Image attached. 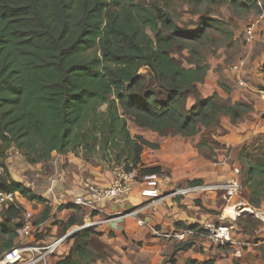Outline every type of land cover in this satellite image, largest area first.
<instances>
[{
	"label": "trees",
	"instance_id": "obj_1",
	"mask_svg": "<svg viewBox=\"0 0 264 264\" xmlns=\"http://www.w3.org/2000/svg\"><path fill=\"white\" fill-rule=\"evenodd\" d=\"M140 1L0 0V161L12 149L29 165L81 151L86 159L101 153L117 166H142L144 148L158 145L131 136L127 120L153 133L191 138L214 128L223 117L236 125L251 111L248 104H228L216 93L203 97L198 89L209 66L195 45L209 29H216L214 24L202 18L197 32L183 33L161 8ZM191 1L198 7L209 0ZM229 4L244 12L259 10L256 3ZM181 50L190 55L187 68L173 57ZM261 72L264 75V63ZM150 81L156 90L146 88ZM260 91L264 93V86ZM204 145L201 140L197 148ZM253 157L244 148L239 151L240 182L247 206L262 209L264 153ZM0 165V192L15 196L14 203L0 206L1 257L14 246L22 225L17 198L45 200L13 180L3 162ZM141 172L161 171L155 167ZM48 212L45 207L40 221ZM73 225L71 220L60 224L63 233ZM92 235V229L81 230L54 264H93ZM190 247L176 244L162 264H175L176 254ZM261 259L264 263V252Z\"/></svg>",
	"mask_w": 264,
	"mask_h": 264
},
{
	"label": "crops",
	"instance_id": "obj_2",
	"mask_svg": "<svg viewBox=\"0 0 264 264\" xmlns=\"http://www.w3.org/2000/svg\"><path fill=\"white\" fill-rule=\"evenodd\" d=\"M261 2L264 7V0H261ZM258 32L257 39L262 48L255 52L257 56L252 59L250 64L243 62V67L239 70V74L242 73L247 79L245 82L243 81L244 83L242 82L243 86L235 87L233 85V76L230 73L227 77L233 80V84L229 82L225 84L224 81L218 80L214 86L215 92L213 93H216L220 98L225 99L231 104L242 101L251 107V111L238 124L231 125L229 120H227L229 127L227 130L222 131V134L226 133L225 141H223L226 149H213L216 156L222 158L219 159L221 164L217 165L213 163V168H210V171L212 170L214 174L209 176L206 172H203L201 176L196 174L192 176L189 171H186L185 167H183L184 174L182 171L175 172V168L170 166L171 164L178 165L177 161L183 166L188 161V159L184 158L187 154L185 147L183 148L182 144L175 146L172 143L173 147L170 144L171 139L160 140L161 144L147 139L149 142L157 144L158 147L155 149L144 148L141 154L142 167H158L161 172H169L168 168H172L173 172L170 173L172 177L171 182H163L161 186L157 187V196L144 194V191L149 190L150 187H136L130 195L119 202H105L99 207L98 212L92 213L88 221L106 220V222L92 229L91 246L94 249L95 245L92 241L97 242L102 254H113L114 264H161L168 256L170 257L177 243L153 237L150 232L152 228L162 233H169L182 228L198 229L204 222H208V219H211L210 211H213L211 214L214 216V223L232 225L231 223L234 220L230 218V215L224 214L225 211L227 212V209H225L226 204L221 214L214 213L216 210L219 211L221 205V199L216 192L176 198L168 196V194L175 187L176 180L179 179H183L186 182L200 180L205 183L223 184L235 178L236 176L232 173V169L237 165L236 168L239 170L238 153L242 148L252 152L254 154L253 158H258L264 153V95L260 91V88L264 86V75L261 72V66L264 63V21L260 25ZM209 70L210 67L206 77L209 74ZM228 79L226 78V80ZM203 84L198 85L200 93ZM220 84H223L226 89L228 88L227 91H224L220 87ZM213 93L208 95L201 94L203 97H208ZM157 135L165 136L166 134L165 132H161ZM136 136L143 137L144 135L137 133ZM191 138L184 139L190 141ZM192 145L195 148L198 144L193 143ZM234 148L237 149L235 150ZM169 152L171 154L166 155ZM225 153L227 154V158L223 156ZM69 155L72 154L59 157L61 159L59 160V166H57L59 173L54 185L53 195L46 193L49 185L48 182L46 180L39 181V185L42 187H40L39 192L42 193H37L45 200L44 203H34L21 197L17 198L19 208L23 211H30L33 215L34 223L39 226L34 234L36 242H49L51 239H56L87 221L84 218V213L78 208L69 205L56 208V202H68L79 193V190L83 188L81 186L87 182H96L102 185H109L112 182V172L106 171L102 167L100 169V165L94 167L77 164L79 167H74V164L71 163L73 162L72 158ZM65 158H67L69 163L63 168L64 163L62 161ZM197 159L202 161L201 158ZM226 159H231L232 161L227 162ZM82 161L84 160L80 159V164ZM207 165L204 166L206 167ZM44 166L45 164L43 163L37 164L35 165V169H39L41 172ZM178 167L180 166L178 165ZM8 171L10 172V170ZM10 176L12 179L14 178L12 173H10ZM237 178L240 180V175ZM193 202L200 203L202 207L201 211L204 212L203 214L200 213L201 211L198 212L193 209ZM236 204V200H233L229 205ZM45 207L49 209L47 218L40 221ZM1 210L2 208L0 207V212ZM243 210H247V208L244 207ZM134 211L136 212L133 215H128ZM189 213L192 216H189ZM69 220L74 221V225L63 233L60 224H65ZM140 224L142 225L140 226ZM233 241L234 245L226 247L234 249V256L236 258L234 259V264H243L249 252L238 250V244L241 243L236 242L234 237ZM190 243H192V246L188 250L180 251L176 254L175 264H188V261H193L196 264L207 262L209 264H232L231 255L226 257L225 253L221 256L214 254L213 251L211 252V246L207 242L196 240ZM263 245L264 241H260L257 246H252L260 247ZM62 246L57 250V255L62 254ZM220 257L222 258L220 259ZM52 260L54 261L52 262ZM103 260L105 261V259ZM56 261L51 257L49 264H54Z\"/></svg>",
	"mask_w": 264,
	"mask_h": 264
},
{
	"label": "rangeland",
	"instance_id": "obj_3",
	"mask_svg": "<svg viewBox=\"0 0 264 264\" xmlns=\"http://www.w3.org/2000/svg\"><path fill=\"white\" fill-rule=\"evenodd\" d=\"M229 1L230 0H215V1L209 0V1H204L198 7L194 6L191 0H141L140 1V3L143 6L151 7L155 5L161 8L166 14H168L169 18L177 26L179 31L183 33L197 32L198 28H200L199 23L202 18H204L207 22H211L212 24H214L216 29H209L207 33L205 34V37L203 38L202 42L195 45V48L196 50H198L200 55L205 56V61L210 67L209 74L206 77L205 82L201 87L202 88L201 93L203 95H208L210 93L215 92L214 86L218 80L224 81L225 84L226 82L233 84V80H234L233 85L235 87L243 86V83L247 79L242 73L239 74V71H238L239 69L237 70L235 66L243 64V62L244 63L248 62L250 64L252 62V59L255 56H257L255 52L260 50V48H262V45L258 43V39H257L259 28L255 31V37L251 43H248L245 41V28L248 24H250V22L253 19H255L259 15V10L251 9L248 12H244L241 8H237V5H230ZM238 3H241V2H238ZM245 4H247L248 6H251L255 4V2L250 1ZM173 57L182 66L186 68L189 66L188 64L190 60V55H188L187 50H181L178 52H174ZM229 73L230 75L233 76L232 77L233 80L228 79L227 76ZM226 78L229 81L226 80ZM239 81H242V82L244 81V82L241 83V85H239L238 84ZM146 88L156 90V85L150 81ZM221 99L224 100L226 103L231 104L225 99L223 98ZM240 102L243 103L242 101ZM248 113L249 112L243 114V118L247 116ZM227 120H228L227 117H223L217 126H215L212 129L201 132L197 136L191 138L190 141L184 138L181 139V137L172 135L169 132H165L166 134L165 136H160V135H157L156 133H153V132H150L144 129H138L134 126L131 120H127V128L131 136H136L137 133L139 134L141 133L144 135L143 137H145L146 139L151 140L153 142H157L159 144H161L159 142L160 140L164 141L166 139H171V143H170L171 145L172 143H174L175 146L177 144H182V147L183 148L185 147L186 153H187L186 157L184 158L188 159V161L183 166L180 165L179 162L176 161V163L180 167H178V165L176 164H171L170 166H173L175 168V172L178 173V171L180 172L182 171L183 173V170H184L183 167H185L186 171H189L192 176H194V174L201 176L203 172H206V174L210 176L214 174L212 170L210 171V168H213L212 167L213 163L219 165L221 164V162H219V159H222L216 156V154L213 152V149H218V150L221 148L226 149V145L225 143H223V141H225L224 138H225L226 133L222 134V131L227 130L229 127L228 126L229 123ZM201 140H204L205 145L201 149H198L196 146L194 148V145L192 144L196 143L197 145L199 142H201ZM237 148H234V149L236 150ZM71 154L72 155H69V156L72 158L73 162L71 163L74 164V167H79L78 165H83V164L87 166H94V167L100 165V169L102 167L106 171H110L113 173L112 181L115 179L114 169L117 165H114L112 162L103 160L100 157L101 153H95L94 154L95 156L92 155L91 157H88V159L85 158L86 157L85 154L81 153V151H77L76 153H71ZM170 154L171 153L169 152L166 155H170ZM223 156L227 158L226 153ZM59 157L60 156H56L50 162L45 163V166L44 168L41 169V172L39 171V169H35V165L27 164L25 160L23 159V157L14 149L5 153L0 163L3 162V164L7 167V169L10 170L9 173H12L14 175L13 179L15 181L22 183L25 187L31 188L34 192L42 193V192H39L40 189L42 188L39 185L40 180H43V181L46 180L49 184L51 179H55V180L58 179L57 175L59 173V168L57 166H59L58 165L59 160H61ZM197 158H201L202 161H199ZM80 159L84 160L82 161L83 163L81 162V164H80ZM167 160H170V159H167ZM226 161L230 162L232 160L226 159ZM62 162L64 163V165L62 166L63 168L69 163L67 158H65ZM208 163L209 165H207ZM203 164L207 166L205 167ZM236 166L234 168H236ZM234 168L232 169V172ZM168 170L169 172H161V174H163V176L166 177L169 180V182H171L172 177L170 176V173L173 172V169L168 168ZM239 181H242L241 177ZM187 182L183 179H179V180H176L175 186L186 185ZM87 183H96V182H87ZM96 184H100V183H96ZM202 184H213V183L202 182ZM216 184H219V183H216ZM83 186L84 184L81 187ZM244 195H245V189L243 187L241 194L238 196V198L234 200H236L237 204L244 203L247 210H243L240 216L237 217L234 221H232L231 223L232 225H230V229L232 231L234 240L236 242L238 241V243L239 242L241 243V245H239L238 246L239 248L237 249L241 250V252H249L244 263L245 264H264L261 259V253L264 252V245L260 247L252 246L256 242L264 241V218H263L264 208L251 209L250 207L247 206L246 201H244ZM219 197H220V194H219ZM221 200H220L221 202L220 209L218 208L219 211L216 210L214 211V213L221 214V212L223 211L225 207V202ZM192 205H193L192 207L194 210L198 212L202 210L200 203L193 202ZM249 210L252 211V213ZM210 212L212 213L213 211H210ZM200 213L203 214L204 212L201 211ZM211 213H209L211 215L210 216L211 219H208L209 221L204 222V223H214L213 221L214 216ZM189 214H188L189 216H192L191 213ZM224 214L227 215V212L225 211ZM77 227H80V225ZM74 229L75 228L71 230H74ZM182 229H185V228H182ZM192 229L199 230L197 228H192ZM80 231L81 230H78V232H76L73 235V238L71 241H66L63 244L62 250H61L62 254L57 255V252H56V254L53 256V259L58 260L61 257L66 255L69 248L73 245L74 238ZM196 240L206 242L199 235H195L194 237L187 240L185 243H190L191 241H196ZM168 241L175 242L174 240H168ZM92 242L95 245L94 249H92L93 251L92 258H94L93 264H114L115 260L113 259V254H109V255L105 253L102 254L100 252L99 244L94 241ZM176 243L177 242H175V244ZM191 246H192V243H191ZM210 250L211 252L213 251L214 254L218 256H221L224 253L226 257L231 255L230 256L231 262L232 264L235 263L234 259L236 258L234 256V249L227 248L226 246L225 247L222 246L218 248L211 247ZM221 258L222 257H220V259ZM103 259H105V261ZM166 260H169V256L164 261ZM175 260H176V256H175ZM53 261L54 260H52V262ZM98 261L100 262L98 263Z\"/></svg>",
	"mask_w": 264,
	"mask_h": 264
},
{
	"label": "built area",
	"instance_id": "obj_4",
	"mask_svg": "<svg viewBox=\"0 0 264 264\" xmlns=\"http://www.w3.org/2000/svg\"><path fill=\"white\" fill-rule=\"evenodd\" d=\"M241 3H247L254 1L259 7V15L253 19L250 24L245 28V41L251 43L255 37V31L260 27L264 21V7L261 0H237ZM243 64L236 65V69L240 70ZM234 67V68H235ZM238 70V71H239ZM242 81L238 84L241 85ZM264 95V93H262ZM142 166H134L132 163H123L116 166L114 169L115 179L109 185H101L96 183H86L79 193L73 196L68 202H56L55 206H73L78 208L84 213V218L87 220L80 227H75L74 230H70L62 236L51 239L49 242H36L34 240L35 231L38 229V225H34L33 215L29 211L21 212L22 225L16 231V238L14 240V246L4 252L0 257V264H49V259L54 253L66 242L73 238V235L78 230L93 229V227L99 226L106 220L100 221H88L92 213L98 212L99 207L105 202H119L121 199L127 197L131 192L139 186L150 187L149 190H145L144 194H150L157 196V187L161 186L163 182L169 180L161 173L146 174L141 172ZM235 178L223 184H199V185H178L172 188L168 196L171 197H189L200 194L219 193L223 202H225V209H232L233 216H230L232 220H235L240 216L243 208L246 207L244 203L229 205L234 199L238 198L241 194L243 186L237 176L239 170L234 168L233 172ZM3 174V168L0 165V177ZM56 180L51 179L46 189V193L53 195L54 185ZM160 198V197H159ZM15 196L12 193L0 192V206L7 203H14ZM250 211V210H249ZM136 211L129 213L133 215ZM252 213V211H250ZM142 224H140L141 226ZM199 230H193L190 228L174 230L169 233H162L159 230L150 229L153 237L161 238L165 241L174 240L177 243L186 242L195 235H199L205 240L211 247H225L234 245L232 231L230 225L225 223H204ZM241 245V244H238ZM258 245V242L255 243Z\"/></svg>",
	"mask_w": 264,
	"mask_h": 264
},
{
	"label": "bare ground",
	"instance_id": "obj_5",
	"mask_svg": "<svg viewBox=\"0 0 264 264\" xmlns=\"http://www.w3.org/2000/svg\"><path fill=\"white\" fill-rule=\"evenodd\" d=\"M232 175H233V174H232ZM244 213H245V212H244ZM227 214L230 215V216H233V215H234L232 209H228V210H227ZM228 215H227V216H228ZM256 215H257V213H256ZM224 216H225V215H224ZM261 217H262V216H261ZM263 218H264V216H263Z\"/></svg>",
	"mask_w": 264,
	"mask_h": 264
}]
</instances>
